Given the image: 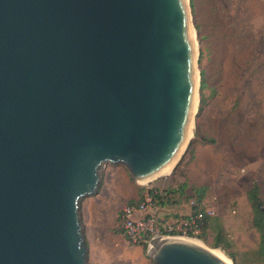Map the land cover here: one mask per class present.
<instances>
[{"label":"water","instance_id":"obj_1","mask_svg":"<svg viewBox=\"0 0 264 264\" xmlns=\"http://www.w3.org/2000/svg\"><path fill=\"white\" fill-rule=\"evenodd\" d=\"M197 98L188 0H0V264H92L82 199L107 163L168 175ZM197 241L146 255L228 264Z\"/></svg>","mask_w":264,"mask_h":264},{"label":"rangeland","instance_id":"obj_2","mask_svg":"<svg viewBox=\"0 0 264 264\" xmlns=\"http://www.w3.org/2000/svg\"><path fill=\"white\" fill-rule=\"evenodd\" d=\"M188 3L198 69L192 135L170 174L152 182H135L122 164L103 166L98 193L80 204L92 264H154L144 245L119 232L122 211L140 199L144 187L172 190L186 179V194L175 193L173 199L179 202L159 215L190 207L192 186L204 181L210 187L205 209L214 213L200 241L231 264H264L247 198L257 181L264 199V0ZM203 79L206 86L201 89ZM210 138L215 142H203ZM192 142L193 158L187 152ZM217 225L223 229L224 249L214 246Z\"/></svg>","mask_w":264,"mask_h":264},{"label":"built area","instance_id":"obj_3","mask_svg":"<svg viewBox=\"0 0 264 264\" xmlns=\"http://www.w3.org/2000/svg\"><path fill=\"white\" fill-rule=\"evenodd\" d=\"M157 209L156 200L150 193H146L139 204L127 205L120 219L119 229H122V234L134 244H141L147 248L151 236L156 231L159 235L199 240L206 216H212L214 213L206 209L188 217H174L170 215L171 213H166L162 217L156 213ZM146 214L151 216L145 217Z\"/></svg>","mask_w":264,"mask_h":264},{"label":"trees","instance_id":"obj_4","mask_svg":"<svg viewBox=\"0 0 264 264\" xmlns=\"http://www.w3.org/2000/svg\"><path fill=\"white\" fill-rule=\"evenodd\" d=\"M206 86L204 79L202 80L201 83V89H204ZM205 99L204 97H202V102H204ZM204 143H214L215 139L214 138H210L208 140H203ZM193 147V142L190 143V146L187 149V152L189 151L192 155L193 158V154L195 152V149L192 148ZM187 186H189L188 181H185L184 183H182L177 189H161L159 187H149V188H143L142 191L140 192V199L138 201H136L135 203H131L128 205H137L140 203L141 199L144 197V195L146 193H150V195H152L154 197V199L156 200V206H157V210L156 213L159 214V212L161 210H165L167 208H170L169 206L171 205H175L177 204L179 201H174L173 199V195L175 193L179 194V197H182L183 195L186 194V189L188 188ZM192 194L187 196V199H190L191 202V212L189 214H184L182 212L176 211L171 213L170 215L174 216V217H180V216H184V217H188L191 214H195L198 211H205V204H204V199L207 195V192L209 190V188L207 186H192ZM247 198L248 201L251 205L252 208V226L256 229V231L259 233V246H258V254L259 256H261V258L264 261V199L262 197V192H261V187L259 185V183L257 181H254L253 184L251 185V187L248 189L247 191ZM193 202V204H192ZM151 214H146L145 217H150ZM212 222V216H206L205 221L202 225V229H201V233L199 235V238L201 239L206 230L209 228V226L211 225ZM218 226V232L216 233L215 237H214V246L215 247H223L222 242H223V229L222 226L217 225ZM120 233L122 232V229H119ZM145 249L147 248L146 246H144Z\"/></svg>","mask_w":264,"mask_h":264},{"label":"bare ground","instance_id":"obj_5","mask_svg":"<svg viewBox=\"0 0 264 264\" xmlns=\"http://www.w3.org/2000/svg\"><path fill=\"white\" fill-rule=\"evenodd\" d=\"M193 29H192V37H193ZM193 40H194V37H193ZM194 47H195V45H194ZM195 54H196V48H195ZM197 103H198V98H197V100H196V104H195V109H194V113H195V111H196V107H197ZM192 132H193V120H192V125H191V128H190V132H189V135H188V139L191 137V135H192ZM172 167H173V165H171L169 168H167L165 171H164V173L163 174H169L170 172H171V170H172ZM197 242H199L200 244H202V245H204V246H206L204 243H202V241H200V240H198ZM208 247V246H207ZM210 248V247H209ZM216 255H218L220 258H222L223 260H225L228 264H231V262L229 261H227L228 259H226L225 257H223L224 255H222V253L220 252V251H218V250H214V249H212V248H210Z\"/></svg>","mask_w":264,"mask_h":264},{"label":"crops","instance_id":"obj_6","mask_svg":"<svg viewBox=\"0 0 264 264\" xmlns=\"http://www.w3.org/2000/svg\"><path fill=\"white\" fill-rule=\"evenodd\" d=\"M195 159V158H194ZM186 181H188L187 179H186ZM188 183H189V181H188ZM204 183V181H202L201 182V185H193V186H198V187H201V186H207L208 188H210L209 187V185H207V184H203ZM209 191V190H208ZM191 210H192V208H191V206L189 207H187L186 209H182V210H180V209H178L177 208V211H179V212H182V213H184V214H189L190 212H191ZM218 218H219V216H218Z\"/></svg>","mask_w":264,"mask_h":264}]
</instances>
